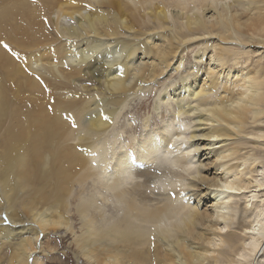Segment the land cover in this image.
Wrapping results in <instances>:
<instances>
[{
  "label": "bare ground",
  "instance_id": "1",
  "mask_svg": "<svg viewBox=\"0 0 264 264\" xmlns=\"http://www.w3.org/2000/svg\"><path fill=\"white\" fill-rule=\"evenodd\" d=\"M199 44L192 74L155 98L156 114L171 105L158 129L120 134L126 105ZM263 54L264 0H0L1 213L15 226L19 195L32 200L4 264H44L39 235L59 231L86 264H251L264 246Z\"/></svg>",
  "mask_w": 264,
  "mask_h": 264
},
{
  "label": "rangeland",
  "instance_id": "2",
  "mask_svg": "<svg viewBox=\"0 0 264 264\" xmlns=\"http://www.w3.org/2000/svg\"><path fill=\"white\" fill-rule=\"evenodd\" d=\"M56 43H58V42H56ZM202 47L203 46H201V44L193 45L192 47L190 46L189 50H187V51L185 50V52H184L185 54L183 53L182 55H180L182 57L179 56V61L178 62H181V65L183 63V65L181 67V69H183V70L179 69L180 70L179 73H181V74L177 73L175 75V73H176L175 71L169 72L165 76L166 78L163 79L165 82H163L162 80L161 81L159 80L161 84H156V86H153V87L151 86L150 88H152V89L149 88L146 93H144L141 96L139 95V96L135 97V99L133 101L129 102L126 105L125 110H123V113L121 114L120 123L117 124V126H118V130L117 131H119L120 134L125 135L127 133H130L131 130H133V128H129L126 124L132 123L130 125H135L134 127H137V128L139 127L140 128V126H141L140 124L145 119L149 120V124H151L150 126H152L153 128H157L158 129V127H159L158 124H161L162 119L166 118V115L169 114V111H170L169 109L171 108V105L162 102L160 104V106H159V110H158L159 113L156 114V112H154L155 109L153 108V106L155 104V98H157V94L160 92L161 89H163V88H165V86H167L166 84H169V83H167V82H169V80H170V83H172V82H176V84L179 83L180 79L183 78L182 76H186L187 75V73H185L187 69L189 70V68H191L190 74H192V72H193L192 71V69H193L192 67L195 66L194 65L195 64L194 61H196L193 56H194L195 52H198V50L200 51L202 49ZM140 57L141 56H139L138 60H135V62H133V63L137 64L139 62V60H140ZM94 61H96L95 58H94V60L92 59V61H91L92 65H91V67H89L87 78H85V80L82 81L84 86L89 88L88 89V91L90 92L89 94L96 93L95 89L97 87L100 86L99 90L101 88V80H100L101 77H100V74H99L101 71H97L101 67V62H96L95 63ZM94 67H95V69H94ZM184 68H185V70H184ZM198 68L203 69L204 68V62H203V64L200 63ZM92 70H94V72H97V73L99 72V73L98 74L94 73ZM90 73H93V74H90ZM171 73H174L173 76H171L172 75ZM96 75H98V76H96ZM167 76H171L173 78V80H171L172 78L167 77ZM90 78H91V80L92 79L93 80L90 81ZM94 78H96V79H94ZM96 83H98L100 85H98ZM163 83H164V85H163ZM96 90H98V88ZM83 91H85V90H83ZM66 97H68V95H66ZM96 97L98 98V94H97ZM179 99H180V97H179ZM142 103H145V105L143 106ZM164 112H166L167 114L166 113L164 114ZM123 120H124V122H123ZM153 125H155V126H153ZM138 132L136 131V133H138ZM137 138L138 137H136V139ZM263 163H264V160H263ZM22 196H24V199L21 198ZM17 197H18V195H17ZM19 198H21V199H19ZM19 198L17 199L18 201L17 200L16 201H17L18 204L21 203V205H18V204L16 205L15 204L17 207H15L14 213L19 219H20V216L22 215L21 216L22 220L18 221V222L15 221L17 223L16 224L17 226L16 225L14 226L12 221H10L8 219L7 215L4 212L1 213V208L2 207L0 205V207H1L0 208V213H1L0 214L1 215L0 219H1V221H3V223L1 224V227L6 228V230H1V232H0V234H1L0 235V263L2 262V264H4L3 259L5 258V254L8 252V250L10 248V245H11L9 241L12 240L13 238H15L16 236H19L17 234H19L20 230L22 229L23 223H24V227L26 225H27L26 227H28L29 224H30V223L27 224L29 221H27L28 215H26L27 214V209L26 208H28L30 206L32 200L30 198H28L27 194L25 193V190L21 192V195H19ZM24 200L26 202H24ZM237 200H238V202L240 204V203L243 202V197L240 196L239 199H237ZM260 200H261V198L258 195L257 198L254 199L253 205L259 204ZM22 201H23V203H22ZM25 203L28 204V205H24ZM2 206H3V203H2ZM24 206H26L25 209H24ZM74 206H75V203L72 204V209H73L72 211L73 212H74ZM19 208H20V211H19ZM21 208H22V210H21ZM23 210H24V212H23ZM11 224H13V225H11ZM73 224H74V228H75L74 230L78 232L80 224H79L78 219L75 216L73 217ZM10 227H12V228H10ZM13 230H14V232H13ZM21 234H22V232H21ZM64 235H65L64 231H59V232H56V233H49L48 235L40 234L39 235V246H41L45 250V252L44 253L43 252L42 253H37L38 251H40L39 249H37L35 251L36 254H33L32 257L36 256L40 260L45 261L44 264H54V263L58 264L59 261L61 262V263L59 262V264H86L85 261L82 258L77 256L76 251H74L75 247L72 246L73 245V236L71 234H68V236L63 239ZM47 241L49 242V246L50 247H53L55 245V243H57L58 246L55 247L57 249H55L54 252L51 251V250H48V247H47V243L48 242ZM54 253H56V254H54ZM263 256H264V246L262 247L261 251L256 256L255 260H252L253 262L251 261L250 263L251 264H264V262H262Z\"/></svg>",
  "mask_w": 264,
  "mask_h": 264
},
{
  "label": "snow or ice",
  "instance_id": "3",
  "mask_svg": "<svg viewBox=\"0 0 264 264\" xmlns=\"http://www.w3.org/2000/svg\"><path fill=\"white\" fill-rule=\"evenodd\" d=\"M5 47H7V45H5ZM229 191H233V189H229Z\"/></svg>",
  "mask_w": 264,
  "mask_h": 264
}]
</instances>
